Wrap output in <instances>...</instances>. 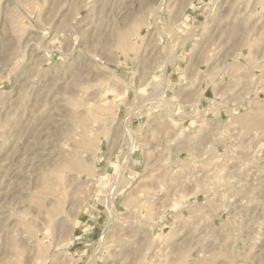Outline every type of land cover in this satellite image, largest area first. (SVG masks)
I'll return each instance as SVG.
<instances>
[{
	"label": "rangeland",
	"instance_id": "rangeland-1",
	"mask_svg": "<svg viewBox=\"0 0 264 264\" xmlns=\"http://www.w3.org/2000/svg\"><path fill=\"white\" fill-rule=\"evenodd\" d=\"M184 262L264 264V0H0V264Z\"/></svg>",
	"mask_w": 264,
	"mask_h": 264
},
{
	"label": "bare ground",
	"instance_id": "bare-ground-1",
	"mask_svg": "<svg viewBox=\"0 0 264 264\" xmlns=\"http://www.w3.org/2000/svg\"><path fill=\"white\" fill-rule=\"evenodd\" d=\"M256 4H257V3H256ZM253 6H254V5H253ZM122 40H123V39H122ZM117 42H118V41H117ZM125 42H126V41H125ZM123 43H124V42H123ZM123 43H122V44H123ZM129 44H130V43H129ZM119 45H121V44H119ZM124 45H125V44H124ZM124 45H123V46H124ZM124 47H125V46H124ZM120 48H121V46H120ZM167 53H168V52H167ZM144 101H145V100H144ZM138 104H141V102L138 103ZM71 117H72V116H71ZM259 118H261V116H260ZM78 120H79V119H78ZM86 120H87V119H86ZM70 121H71V123H72V120H70ZM74 121H75V119H74ZM80 121H81V119H80ZM261 122H262V121H261ZM74 123H75V122H74ZM82 123H83V121H82ZM82 123H81V124H82ZM78 124H79V122H78ZM81 124H80V125H81ZM75 125L77 126V124H74V125H72V126H75ZM81 126H82V125H81ZM79 128H80V127H79ZM82 130H83V126H82ZM84 130H85V129H84ZM84 130H83V131H84ZM70 132H71V131H70ZM220 132H221V133H219V135H217L218 137H220V135L222 134L223 131H220ZM234 132H235V131H234ZM234 132H233V133H234ZM240 132H241V131H239V133H240ZM255 132H256V131H255ZM224 133H225V134H228V133L225 132V130H224ZM254 134H255V133H254ZM72 135H73V133H72ZM240 135H241V133H240ZM217 136H216V137H217ZM237 136H238V135H237ZM216 137H215V138H216ZM223 137H224V136H223ZM238 137H239V136H238ZM220 138H221V137H220ZM220 138H219V139H220ZM225 138H226V137H225ZM228 138H229V135H228ZM217 139H218V138H217ZM222 139H223V138H222ZM222 139H221V140H222ZM249 143H250V142H249ZM84 144H85V143H84ZM79 145H80V144H79ZM82 145H83V144H82ZM248 146H249V144H248ZM244 147H245V146H244ZM250 147H251V146H250ZM245 148H247V145H246ZM245 150H246V149H245ZM249 150H250V149H249ZM77 154H78V153H77ZM73 156H74V155H73ZM73 156H72V157H73ZM73 159H74V158H73ZM75 159H76V158H75ZM75 159H74V160H75ZM78 162H79V161H78ZM78 164H79V163H78ZM57 165H59V164H57ZM167 167H168V166H167ZM167 167H166V168H167ZM190 167H191V166H190ZM166 168H165V169H166ZM192 168H193V167H192ZM57 169L59 170L60 168H57ZM61 169H62V168H61ZM217 170H218V169H217ZM214 171H215V170H214ZM219 171H220V170H219ZM222 171H223V169H222ZM222 171H220V173H221ZM58 172H59V171H58ZM180 172H181V171H180ZM215 172H216V171H215ZM212 174H213V172H212ZM222 174H223V173H222ZM215 175H216V174H215ZM41 177H43V176H41ZM41 177H40V178H41ZM219 177H221V176H219ZM211 178H213V177H210L209 179H211ZM214 178H215V181H216V179H217L216 176H215ZM214 178H213V179H214ZM41 180H42V179H41ZM179 180H180V179H179ZM218 180L221 181L222 179H219V178H218ZM210 181H211V180H210ZM42 182H43V181H42ZM217 182H218V181H217ZM221 182H223V180H222ZM41 184H43V183H41ZM179 184H180V183H179ZM206 184H207V183H206ZM44 185H45V184H44ZM208 185H209V184H208ZM211 186H212V185H211ZM145 195H146V194H145ZM143 197H144V196H143ZM154 219H155V218H154ZM185 220H186V219H185ZM137 222H138V221H137ZM146 223H147V222H146ZM140 224H141V223H140ZM154 224H155V223H154ZM142 226H143V225H142ZM145 233H146V232H145ZM150 237H151V236H150ZM159 237H160V235H159ZM157 239H158V238H157ZM159 241H160V238H159ZM160 245H161V244H160ZM162 245H163V244H162ZM147 246H148V245H147ZM154 249H155V248H154ZM144 250H145V249H144ZM158 250H159V249H158ZM146 251H147V250H146ZM146 251H145V253H146ZM155 251H156V250H155ZM161 251H162V249H161ZM179 251H180V250H179ZM147 252H148V251H147ZM148 253H149V252H148ZM158 253H159V251H158ZM162 253H163V252H162ZM184 254H185V253H184ZM152 255H153V253H152ZM166 256H167V255H166ZM167 258H168V257H167ZM159 259H160V258H159ZM181 259H182V258H181ZM186 259H187V258H186ZM144 260H145V259H143V261H144ZM184 260H185V259H184ZM140 261H141V260H140ZM165 262H167V261H165ZM168 262H169V261H168ZM150 263H153V262H150ZM154 263H155V262H154ZM157 263H158V262H157ZM162 263H163V262H162ZM184 263H185V262H184ZM182 264H183V263H182ZM185 264H186V263H185Z\"/></svg>",
	"mask_w": 264,
	"mask_h": 264
}]
</instances>
